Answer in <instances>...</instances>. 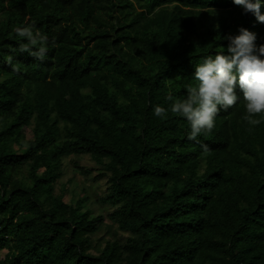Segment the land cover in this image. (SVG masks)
<instances>
[{
  "label": "trees",
  "instance_id": "obj_1",
  "mask_svg": "<svg viewBox=\"0 0 264 264\" xmlns=\"http://www.w3.org/2000/svg\"><path fill=\"white\" fill-rule=\"evenodd\" d=\"M25 26L43 60L19 50ZM241 28L264 45L234 0H0V264H264V113L243 119L237 83L196 140L153 114ZM71 157L97 166L75 167L101 196L64 201ZM106 221L121 235L95 250Z\"/></svg>",
  "mask_w": 264,
  "mask_h": 264
},
{
  "label": "clouds",
  "instance_id": "obj_2",
  "mask_svg": "<svg viewBox=\"0 0 264 264\" xmlns=\"http://www.w3.org/2000/svg\"><path fill=\"white\" fill-rule=\"evenodd\" d=\"M245 12L254 13L260 23H264V15L260 13V0H234ZM16 35L21 38L19 50L28 52L37 59L43 60L48 52L47 37L33 26L17 27ZM239 35L228 36L230 41L228 53L217 52L214 56L203 58L196 65L195 85L186 88L187 97L178 99L172 95L165 97L169 107L156 105L153 109L155 117L165 119L169 112L183 117L190 125L188 138L196 140L201 134H210L215 126V118L222 109L233 107L238 100L237 83L245 103L246 115L243 119L250 125L259 124L253 117L264 113V45L258 49L255 45L256 35L241 28ZM259 54H256V53ZM204 152L209 150L207 144H201Z\"/></svg>",
  "mask_w": 264,
  "mask_h": 264
},
{
  "label": "rangeland",
  "instance_id": "obj_3",
  "mask_svg": "<svg viewBox=\"0 0 264 264\" xmlns=\"http://www.w3.org/2000/svg\"><path fill=\"white\" fill-rule=\"evenodd\" d=\"M28 138H31L30 135H28ZM63 165L64 174L58 183V187L62 185L65 186L64 201L66 203L77 202L78 199L82 198L83 192H90L96 194V196H101L105 192L106 187L104 181L92 182L90 179L84 178L75 167L77 165L87 169L97 168L90 158H66L63 160ZM96 174L97 173H93L92 176ZM58 189L56 192H58ZM116 234L121 235L114 226H110L109 221H106L101 231L93 238L94 249L97 250L102 248L104 243L110 240L111 237L116 238ZM94 249L93 252L96 253L97 251Z\"/></svg>",
  "mask_w": 264,
  "mask_h": 264
}]
</instances>
